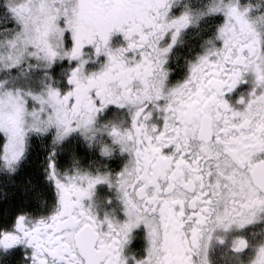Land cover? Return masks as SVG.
Segmentation results:
<instances>
[{
  "label": "snow or ice",
  "instance_id": "snow-or-ice-1",
  "mask_svg": "<svg viewBox=\"0 0 264 264\" xmlns=\"http://www.w3.org/2000/svg\"><path fill=\"white\" fill-rule=\"evenodd\" d=\"M36 0H0V18L15 26L26 27ZM59 18L57 31L65 47V55L73 61L72 72L63 90L49 88L52 96L61 95L66 103L64 115L43 109L31 114L33 123L0 121V176L18 175L34 162L37 147L47 155L42 164L22 184L24 197L19 203L9 201L0 206V264H131L127 255L130 237L146 234L147 246L139 245L135 264H214L212 250L226 248L241 254L252 243L248 235L264 224V116L252 112L258 99H264V70L249 71L250 53L224 47L206 52L186 66L182 83L169 90V96L184 90L186 112L204 113L214 118L216 127L202 140L225 146L231 156L233 175H225L213 157L194 151L191 142L180 143L184 121L175 115V105L164 101L158 108L166 113L155 119L153 111L141 104L131 118L137 136L135 181L128 183L129 167L115 175L82 168L72 156V165L61 168L57 153L48 145L45 133L57 129L52 143L63 145L70 137L83 136L94 140L96 120L100 113L111 112L113 106L125 107L121 96L114 95L108 85L112 62L134 55L135 62L124 70L137 75L164 66L176 51L189 14H179L173 0H47ZM147 4L152 10L139 23L128 22L125 9L131 4ZM238 6L230 5L225 16L240 19ZM11 26V27H12ZM227 25L220 30L223 39ZM116 45H119L116 47ZM264 55V45H261ZM155 54V55H153ZM95 56L102 64L99 72L87 75L88 87H82L81 72L94 65ZM53 59L55 53L52 54ZM219 57V59H217ZM67 62V61H66ZM126 88L125 85H121ZM127 94V90H126ZM151 99V97L149 98ZM156 100H162L157 94ZM121 144L116 126H105L101 132ZM110 156L108 147L102 149ZM127 158V157H125ZM131 163V161H129ZM163 163V173L158 169ZM43 179L54 189L51 201L41 192L32 197L39 167ZM185 175L180 186L189 199L173 198L176 174ZM106 185L119 194L120 203L113 214L92 212L90 203L97 196V187ZM41 210H29L31 201ZM112 205V201H108ZM159 217V229L153 218ZM264 252V247L259 249Z\"/></svg>",
  "mask_w": 264,
  "mask_h": 264
},
{
  "label": "clouds",
  "instance_id": "clouds-1",
  "mask_svg": "<svg viewBox=\"0 0 264 264\" xmlns=\"http://www.w3.org/2000/svg\"><path fill=\"white\" fill-rule=\"evenodd\" d=\"M173 4L179 10V14L185 12L189 14L188 27L177 45V48L186 51H175L169 57L168 63L164 66L166 77L158 68H153L147 73L141 71L139 75L135 72L129 73L124 69L135 62V56L128 57L124 61V67L119 66L123 58L117 57L112 62L108 85L114 95L121 96L125 107L113 106L111 112L105 111L99 114L94 140H86L83 136L76 137L85 155H77L73 152L67 166L72 165V156L82 168L110 172L113 175L128 165L129 174L126 179L128 183L134 182L137 166L134 154L139 137L130 123L132 115L141 104L144 107L151 105L149 110L154 112L155 119L160 120L166 113H161L158 108H162L166 100L175 105V115L184 121L179 142H191L194 151L205 152L213 157L214 164H218L225 175H233L234 162L231 156L225 155V146L202 140V136L209 130L215 129L217 123L215 119L209 118L204 113L186 112L184 99L188 93L184 90L177 91L174 96H169L168 93L182 83L188 64L195 62L206 52L223 48L224 40L229 42L234 54H238L242 48L250 53L249 71L252 72L253 77L256 75L257 67L264 70V55L260 51L261 45H264V0H173ZM230 5L238 6L239 13L243 14L240 19L235 16H225V11ZM151 11L146 3L131 4L125 9L124 15L128 17L129 24L139 23L144 13ZM56 15L55 9L47 0H36L26 27L19 30L15 26L8 27V21L0 18V121L15 123L23 120L25 126L30 127L33 123L31 114L41 109L44 110L45 115L49 110L54 114L64 115L66 103L63 96L49 94L50 87L63 90L73 67V61L65 55L64 44L59 38L57 31L59 18L53 19ZM225 25L227 28L221 39L220 30ZM53 53H55L54 59ZM88 59L94 67L89 72L79 74L80 83L84 88L88 87L87 75L102 70V64L97 62L94 55L89 56ZM177 70L182 72V76L173 79ZM121 85H125L126 88H122ZM157 94L161 95L162 100L155 99ZM252 112L264 116V99L255 102ZM106 125L109 126V130L112 126H116L120 135L115 139H119L128 151L122 152L121 144L115 143L114 138L109 136L107 131L101 132ZM56 132L57 129L52 126L44 135L49 146L61 149V145L52 143ZM104 147L110 149V156L102 154ZM113 161L119 162L118 168L112 166ZM165 168L166 165L161 163L158 171L163 173ZM185 175L190 176L191 173L185 171L176 174L173 198H190V194L180 187ZM8 176L10 180L15 181L13 179L15 174ZM25 183H29V178ZM109 191L111 196L103 199L96 196L90 202L93 204L94 214L114 213L120 203L119 194L115 189ZM109 200L112 201L111 206L108 205ZM159 225V217H154L153 226L159 229ZM248 235L252 243L248 251L241 254H233L226 248H214L211 253L214 264H264V252L259 251L264 247V224L256 226ZM138 241L140 245L146 247V234L137 233L130 237L127 255L131 264H135V258L140 250L136 246Z\"/></svg>",
  "mask_w": 264,
  "mask_h": 264
},
{
  "label": "flooded vegetation",
  "instance_id": "flooded-vegetation-1",
  "mask_svg": "<svg viewBox=\"0 0 264 264\" xmlns=\"http://www.w3.org/2000/svg\"><path fill=\"white\" fill-rule=\"evenodd\" d=\"M182 76V72L177 70L173 75V79ZM75 152L77 155H85L84 149L80 146V143L76 137H70L63 145H61V149L57 153L58 164L61 168L66 167L69 163L70 157L72 153ZM47 155V150L44 147H37L35 152L33 153L32 159L33 162V171L37 169V166L42 164V161L45 159ZM113 167H119L118 161L112 162ZM45 173L43 171V167H39L38 177L34 181L37 184L36 189L32 191L34 195L35 192H41L44 200L51 201L54 197V189L50 185L49 182L43 179ZM97 196L101 199L111 196V192L107 188L106 185H100L97 187ZM29 210L39 211L41 210L40 203H37L33 200L32 206H29ZM140 245V242H137V247Z\"/></svg>",
  "mask_w": 264,
  "mask_h": 264
},
{
  "label": "trees",
  "instance_id": "trees-1",
  "mask_svg": "<svg viewBox=\"0 0 264 264\" xmlns=\"http://www.w3.org/2000/svg\"><path fill=\"white\" fill-rule=\"evenodd\" d=\"M33 173V163L31 166H25L24 169L13 177L16 183H11L9 180L0 187L3 191H0V206L6 205L9 201L12 203H19V201L24 197V191L22 184L25 183L26 179L29 178L30 174ZM7 193V195H5ZM29 197H32V191L28 193ZM33 201H31L30 206H32Z\"/></svg>",
  "mask_w": 264,
  "mask_h": 264
},
{
  "label": "rangeland",
  "instance_id": "rangeland-1",
  "mask_svg": "<svg viewBox=\"0 0 264 264\" xmlns=\"http://www.w3.org/2000/svg\"><path fill=\"white\" fill-rule=\"evenodd\" d=\"M219 19V18H218ZM8 27H11L12 25L10 23H8L7 25ZM176 51H186V49H180V48H177ZM7 178L6 177H2L0 176V187L4 186V184L7 182Z\"/></svg>",
  "mask_w": 264,
  "mask_h": 264
}]
</instances>
